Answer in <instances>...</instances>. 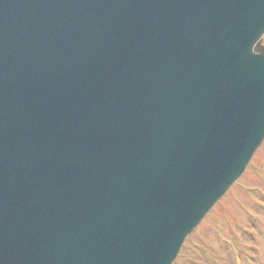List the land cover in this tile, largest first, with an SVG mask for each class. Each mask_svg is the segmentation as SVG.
<instances>
[{
  "label": "water",
  "instance_id": "95a60500",
  "mask_svg": "<svg viewBox=\"0 0 264 264\" xmlns=\"http://www.w3.org/2000/svg\"><path fill=\"white\" fill-rule=\"evenodd\" d=\"M263 33L264 0H0V264H172L264 138Z\"/></svg>",
  "mask_w": 264,
  "mask_h": 264
},
{
  "label": "rangeland",
  "instance_id": "374dc122",
  "mask_svg": "<svg viewBox=\"0 0 264 264\" xmlns=\"http://www.w3.org/2000/svg\"><path fill=\"white\" fill-rule=\"evenodd\" d=\"M174 264H264V142Z\"/></svg>",
  "mask_w": 264,
  "mask_h": 264
}]
</instances>
